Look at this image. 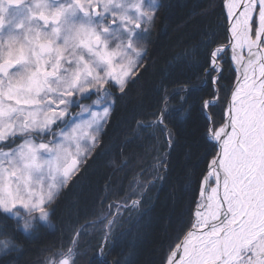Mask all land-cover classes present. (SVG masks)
Listing matches in <instances>:
<instances>
[{
	"label": "snow or ice",
	"instance_id": "obj_1",
	"mask_svg": "<svg viewBox=\"0 0 264 264\" xmlns=\"http://www.w3.org/2000/svg\"><path fill=\"white\" fill-rule=\"evenodd\" d=\"M166 6L164 0H0V264H21L26 248L16 241L52 228L59 198L89 181L117 103L148 71L152 27ZM214 6L210 0L201 15ZM221 16L216 29L201 27L193 43L172 53L163 72L195 71L171 91L161 79L163 105L149 114L154 119L136 120L118 146L124 159L109 164L113 174L127 168V146L144 136L153 140L145 152L155 153L153 162L136 154L139 171L123 196L110 176L99 197L101 215L70 222L67 250L45 264H75L81 237L97 224L104 225L98 264H134L165 185V206L179 228L162 264H264V0H222ZM178 93L181 119L196 114L204 125L173 166L179 133L169 127L168 100ZM221 104L217 127L213 109ZM201 146L217 150L197 172L192 157ZM110 196L120 198L105 206ZM129 234L127 251L108 261Z\"/></svg>",
	"mask_w": 264,
	"mask_h": 264
},
{
	"label": "trees",
	"instance_id": "obj_2",
	"mask_svg": "<svg viewBox=\"0 0 264 264\" xmlns=\"http://www.w3.org/2000/svg\"><path fill=\"white\" fill-rule=\"evenodd\" d=\"M209 2L210 0H164L167 6L161 9L156 23L152 27L151 43L147 46L148 71L131 85L128 95L117 103L115 116L112 118V127L107 130L104 137L105 149L89 166V181L78 182L59 198L51 216L52 228L44 225L38 230L37 239L25 240L24 237H21L16 241L26 248L25 254L21 258V264H25V261L27 264H45L46 260L60 258L54 257L53 253L67 250L68 242L74 235V229L69 230L70 222H75L79 218V223L82 224L85 219L93 220L101 215L99 197L104 193L105 181L111 176L114 182L113 187L120 184V196H123L134 173L139 171V168L136 167L138 163L136 154L139 153L146 163L153 162L154 152L151 155H145L146 149L153 143V140L144 136L133 139L127 146L125 155L131 157L127 168L113 174V166L109 164L113 160L119 164L124 159L119 154L118 146L135 127L136 120L154 119L149 114L163 105L164 88L169 91L178 89L189 78L191 72L195 71V69L181 68L168 74L162 69L172 53L185 46L184 42H194V36L198 29L206 28L209 25L216 29L217 25L222 22V0H215V6L209 10L207 16L201 15L208 8ZM225 73L228 75L227 64H225ZM161 79L166 82L164 88L160 87ZM228 82L227 79L222 81L225 86ZM181 95L183 93H178L168 100L169 106L174 108L169 127H174L175 131L179 133V147L172 154L173 166L179 165L183 160V145L191 143L198 137L203 131L204 125L203 117L196 114L186 120L181 119L183 111L180 106ZM213 114L218 127L223 121V105H218L213 109ZM155 134L160 135L159 132ZM194 151L192 162L199 172L206 168L208 160L215 154L216 149H207V146H201ZM148 178L150 177H141V179ZM167 192L168 186L165 185L164 190L159 194V199L154 201L155 206L151 212V220L143 228V239L136 248L134 264H162L163 258L169 251V244L177 234L179 225L174 219L170 220L168 207L165 206ZM119 198V196H110L108 200L104 201V204L107 206L109 201L119 200ZM148 203H153V201H148ZM114 210L112 209L113 212ZM124 226H128L127 222ZM103 227V224H97L86 230L88 235L81 237L79 249L81 255L76 257L75 264H98L99 257L94 258V253L99 251V245L104 242L103 232L100 231ZM131 239L132 235L129 234L127 241H119L108 254V261H112L126 252L127 243ZM43 249H47V251H42Z\"/></svg>",
	"mask_w": 264,
	"mask_h": 264
},
{
	"label": "rangeland",
	"instance_id": "obj_3",
	"mask_svg": "<svg viewBox=\"0 0 264 264\" xmlns=\"http://www.w3.org/2000/svg\"><path fill=\"white\" fill-rule=\"evenodd\" d=\"M82 103H88V101H82ZM73 111H78V109H73ZM218 127H219V126H218ZM216 150H217V149H216ZM214 155H215V154H214ZM214 155H213V156H214ZM213 156H212V157H213ZM212 157H210V159L208 160V162L212 159ZM207 164H208V163H207ZM206 166H207V165H206ZM114 211H115V210H114ZM58 259H59V258H58ZM58 259H57V260H58Z\"/></svg>",
	"mask_w": 264,
	"mask_h": 264
},
{
	"label": "water",
	"instance_id": "obj_4",
	"mask_svg": "<svg viewBox=\"0 0 264 264\" xmlns=\"http://www.w3.org/2000/svg\"><path fill=\"white\" fill-rule=\"evenodd\" d=\"M224 12L226 13V9H224ZM223 123V122H222Z\"/></svg>",
	"mask_w": 264,
	"mask_h": 264
}]
</instances>
